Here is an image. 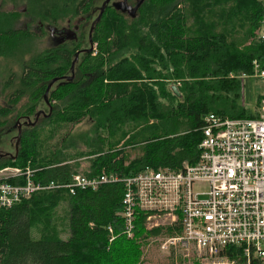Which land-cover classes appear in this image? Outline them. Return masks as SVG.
<instances>
[{
  "label": "trees",
  "instance_id": "1",
  "mask_svg": "<svg viewBox=\"0 0 264 264\" xmlns=\"http://www.w3.org/2000/svg\"><path fill=\"white\" fill-rule=\"evenodd\" d=\"M23 1L21 14L38 26L80 17L85 23L76 40L31 53L23 63L18 87L8 105L0 107V135L7 121L13 122L7 132H17V119L33 121L39 103H45L47 84L53 78L58 82L47 95L48 115L22 125L16 157L0 156V167L29 166L36 170L34 182L67 184L80 174L79 166L67 162L59 147L69 130L59 131L87 121L98 135L96 149L88 153L95 157L82 176L124 178L145 168L178 170L196 162L206 115L254 117L239 99L240 77L253 75V61L262 68L259 0H145L135 18L108 7L92 31V50L78 58L70 81L59 79L70 74L75 51L89 47L86 23L99 0ZM17 16L0 14V57L24 52L35 36L28 29L4 28ZM26 96L27 104L12 114ZM43 128L48 129L44 139ZM101 132L110 139L104 141ZM57 135L59 146L44 147L47 138ZM134 144L141 153L127 160L124 148ZM123 193L119 181L74 194L57 188L0 208V264H141L148 238L171 237L181 227L145 231L137 214L133 237L127 239L120 216Z\"/></svg>",
  "mask_w": 264,
  "mask_h": 264
},
{
  "label": "built area",
  "instance_id": "2",
  "mask_svg": "<svg viewBox=\"0 0 264 264\" xmlns=\"http://www.w3.org/2000/svg\"><path fill=\"white\" fill-rule=\"evenodd\" d=\"M259 2L262 68L257 61L253 65L263 93L257 117L206 115L196 162L183 163L178 170L145 168L124 178L76 174L67 184L44 185L34 182L36 170L15 169L11 177H0V208H10L37 191L66 188L74 194L76 189L95 190L119 181L124 185L120 216L126 233H131L137 214L150 219L161 211H176L179 219L173 216L171 224H179L181 232L164 241L162 249L193 246L215 264H264V0ZM194 183L204 184L205 190L194 192Z\"/></svg>",
  "mask_w": 264,
  "mask_h": 264
},
{
  "label": "rangeland",
  "instance_id": "3",
  "mask_svg": "<svg viewBox=\"0 0 264 264\" xmlns=\"http://www.w3.org/2000/svg\"><path fill=\"white\" fill-rule=\"evenodd\" d=\"M24 4L25 2L23 0H0V14L3 13L7 15L8 13L12 12L14 13V15H18L17 21H8L10 24L3 25L4 28L9 26L23 28L28 29V31L35 34L33 40L31 41V44L28 45L27 49L25 48L24 52L16 55H7L0 57V107H5L8 105L9 95L19 85L18 78L21 73V67L23 63L27 61L28 57H30V54H35L50 46V41L48 40V33L45 31V29H39V26L35 22H28L27 18L21 14V12L24 10ZM65 23L66 22H63L59 24V26H65ZM81 56L82 54H80L78 58H80ZM242 78H244V85L239 102L243 105L246 110H248L249 113L253 114V118H255L260 113L261 104L258 101V96L262 95L263 93L262 81L257 78L255 73H253L252 76ZM27 101V96L21 98V100H19V102L15 105V109H13L12 114H16L17 111L22 109L24 105L27 104ZM43 103L44 102L39 103L38 110H42L46 115H48L50 110H48L47 105ZM40 116L43 115H39V117ZM0 120L3 121L4 119ZM18 121L22 123L25 120L22 119ZM9 122L7 121L6 124H4V130L0 135V156L6 157V155H8L13 158L17 155L19 142L15 146V137L17 134L16 130L7 132V129L11 125H13V122ZM66 130H69V135L67 136L68 138H66V141L63 143V145L59 146L57 144L60 142L58 141L60 140V135H57L55 136V138L52 139L47 138L48 140L44 142V147H47L48 149H53L54 146L57 145L62 148L63 153H65L64 155L67 156V162L78 163L79 167L77 168V173H80L79 175H81V173L83 174V172H85L84 170L88 168L90 160L95 157V155H88V153L96 149L95 145L97 143V133L93 130L92 125L87 121H83L70 129L63 128L59 131V133L63 134V132H65ZM40 133L41 138L44 139L46 138V135H48V129L43 128ZM100 135L101 137H104V141H107L108 138L110 139V136H108L105 132H101ZM89 144H91V146H89ZM102 148H104V150L106 149L105 142ZM140 153L141 146L138 144H134L124 148V155L126 156L127 160H132L133 158L139 156ZM27 168L32 169L29 166H2L0 167V177H11L13 173H15V169L24 171ZM192 190L194 192L204 191L205 185L201 183H194L192 185ZM200 198H203V196H200ZM59 211H61V209H59ZM161 212L162 213H160V216L151 217L150 219H147V215L145 214H138L140 225L144 228L145 231L150 232L158 227L177 225L171 224L173 221V216L177 221L179 219L178 214H175L177 213L176 211L170 210V213H167L166 211ZM123 234L127 239H131L133 237L132 230L131 233L123 232ZM169 237L170 236L168 235H161L148 238L147 243L145 244V246H143L142 249L141 264H179V261H181L183 264H215V260L213 258L209 257L203 252H198L193 246H189L186 249H162L161 246L163 242L166 241ZM239 260L240 258H237V261Z\"/></svg>",
  "mask_w": 264,
  "mask_h": 264
},
{
  "label": "water",
  "instance_id": "4",
  "mask_svg": "<svg viewBox=\"0 0 264 264\" xmlns=\"http://www.w3.org/2000/svg\"><path fill=\"white\" fill-rule=\"evenodd\" d=\"M144 0H136V4L134 6H130L127 4L126 0H121L119 2H116L113 4V8L116 10V11H119L121 13H124V14H127L130 18H135L136 15H137V10L139 8V6L141 5V3L143 2ZM109 2V0H104L103 3L101 4V6L99 7V12H98V15L96 16V18L91 22L90 24V27H89V31H88V43H89V47L82 50L83 53H89L91 50H92V40H91V36H92V31L95 27V24L99 21L100 17H101V14L103 13L104 11V8L106 7L107 3ZM82 21V18L78 19L76 22L77 24L80 23ZM69 36L68 38H72L75 36V31L74 30H71V29H68L67 30ZM78 56H79V52H76L74 53V57H73V60L71 61V64H70V75L64 77L65 80H72L73 79V74H74V66H75V63L77 62L78 60ZM58 79L56 78H53L52 80L49 81V83L47 84L46 88H45V91H44V94H43V99L45 101V104L49 107V110H50V106H49V102L47 100V95H48V92L50 90V88L52 87V85L57 81ZM171 89L172 91L176 94V95H179L178 92H177V89H176V86L172 85L171 86ZM39 115H43V116H47L42 110H39L35 113V117H34V120L31 121L30 119H26L24 122L20 123L19 121L16 122V129H17V134H16V143H15V146L18 144L19 142V139H20V134H21V126L22 125H34L39 117ZM16 150V148H15ZM15 157V156H14ZM13 157V158H14Z\"/></svg>",
  "mask_w": 264,
  "mask_h": 264
},
{
  "label": "flooded vegetation",
  "instance_id": "5",
  "mask_svg": "<svg viewBox=\"0 0 264 264\" xmlns=\"http://www.w3.org/2000/svg\"><path fill=\"white\" fill-rule=\"evenodd\" d=\"M103 1L104 0H99L97 2V4L94 5L92 7V9H91L92 10L91 17H90L89 21L86 23L87 24L86 25L87 26V34H86L87 41H88V31H89L90 24L96 18V16L98 15L99 7L103 3ZM119 1H121V0H109V2L107 3L106 7L104 8V11L108 7H112L113 8V4L116 3V2H119ZM126 2L130 6H134L136 4V0H126ZM143 2L139 6V8L142 6ZM139 8H138V10H139ZM80 18H82V21L80 23L77 24V22H76L78 20L77 19V20L73 21V23H70L69 21H67L66 24H65V26H56V25H48V24H44L43 25V24H40L39 23V29L44 28L45 31L48 33V40L50 41V45L51 46H53V47H59V46H62L63 44L69 43V42L74 41V40L77 39V34H78L79 26L81 24L85 23V18L84 17H80ZM68 29H71V30H74L75 31V36L74 37L68 38V36H69V34L67 32ZM84 49H86V48H82V49L76 50L75 53L76 52H79V55H80V54L83 53L82 50H84ZM73 57H74V55H73ZM64 77H66V76H63V78H60L59 80H65ZM56 82H58V81H56Z\"/></svg>",
  "mask_w": 264,
  "mask_h": 264
}]
</instances>
